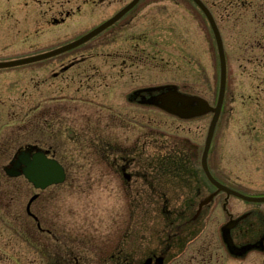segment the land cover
Segmentation results:
<instances>
[{
  "label": "rangeland",
  "instance_id": "rangeland-1",
  "mask_svg": "<svg viewBox=\"0 0 264 264\" xmlns=\"http://www.w3.org/2000/svg\"><path fill=\"white\" fill-rule=\"evenodd\" d=\"M2 1L0 0V3ZM244 1L247 3L253 1L255 5L262 0H206L207 4L216 11L223 29L229 63L228 107L214 140L212 163L221 178L240 185L242 189L247 188L252 192L261 193L264 191V160L258 153L259 150L255 148L256 145L247 137L248 121L244 119L242 97L248 86V72H250L247 62L249 56L245 50L246 43L251 47L255 42L251 36L263 30L259 28L258 19L250 17L252 11ZM119 7V5L106 7L104 18L99 20L75 18L66 25L42 32L43 27H40L43 23L42 17L39 15L38 7L30 2L26 13H21L19 18L0 21V58L12 59L18 55L59 46L66 40L89 32L118 11ZM127 19L133 31L138 35L146 33L148 37L145 39L147 41L140 45L151 58V63L141 64H148L151 69L149 72L143 69L138 80L148 79L153 85L177 83L187 93L206 89L207 96L214 98L215 89L219 84L217 45L207 19L192 1L142 0ZM116 27L85 45L84 48L97 47L99 43L105 48H114L115 43L112 41L117 32L118 27ZM51 62L11 70L17 73L10 74L9 79L16 81L17 97H23L25 91L27 101H32L25 104L26 108L34 106L35 74L41 69L39 66ZM252 63L255 64V61ZM5 90L10 91V83L7 76L1 74L0 91L3 93ZM114 106L116 111L126 113L133 119L135 117L133 125L137 123V128L129 131L123 129L124 125L121 127L109 124L108 118H105L106 128L101 136L105 144L99 145L98 135L92 132H79V127L85 125L87 121L81 117V114L76 113L73 133L59 134L61 153L70 165V179L65 185L58 187L56 201L52 203L61 240L57 252L65 251L68 242L74 250V255L85 260L87 264H112L111 256L120 254L130 258L126 264H138L137 257L144 255L149 246V224H155V233L159 234L157 227L166 223L161 212L163 201L154 200V208H152L150 200L142 197L137 199L134 196L138 188L147 191L146 183L138 178L147 176L153 171L148 167V162L153 157V150L147 144L145 130L151 131V128H154L158 135L172 136L174 141L178 140L182 145H190L201 156L210 119L207 116L198 120L179 121L157 108L146 109L139 105L129 108V105L122 100ZM95 109H100L97 103L90 106L89 112H94ZM79 112H83L82 109ZM9 118L11 119L12 116ZM127 122L131 123V121ZM168 147L170 148L161 144L157 146L158 149H163L161 153L168 152ZM106 159L127 166L134 176L132 182H125L122 174L104 161ZM161 183L159 182L157 186L162 187ZM49 190L55 191V189ZM20 201L25 212L27 201L25 204L24 200ZM183 202V199L169 201L175 222L180 220V213H184ZM216 202L219 203L217 208L203 218L195 234V236L200 234L198 235L200 238H196L197 243L212 238L219 242L221 240L220 232L216 227L229 219L222 210L223 195L218 197ZM48 206L50 207V203ZM228 207L235 216L248 209L264 210V204H247L235 198L230 200ZM1 218L6 221H2ZM2 223H8L11 228L6 238L10 237L11 255L20 257L17 261L21 262L17 264H41L40 260L37 261L38 255L33 244L23 243L22 229L20 227L12 229L18 227L15 225L17 222L8 220L0 211V231L5 229ZM27 230L35 235V226L33 228L28 226ZM219 252L222 254L221 251ZM223 257L222 264H264V252L259 251L251 252L244 260L235 259L228 254H224ZM54 259L55 257L44 259L42 264H56ZM11 264L16 263L11 261Z\"/></svg>",
  "mask_w": 264,
  "mask_h": 264
},
{
  "label": "flooded vegetation",
  "instance_id": "flooded-vegetation-1",
  "mask_svg": "<svg viewBox=\"0 0 264 264\" xmlns=\"http://www.w3.org/2000/svg\"><path fill=\"white\" fill-rule=\"evenodd\" d=\"M131 0H3L0 3V21L17 19L21 13H26L30 2L38 7L39 15L43 20L42 32L50 28L66 25L75 18L101 19L106 7H120L128 4ZM249 5L254 19H258L259 28L263 32H255L251 36L255 42L251 47L246 43V52L249 58L250 72L245 95L242 97L244 119L247 120V137L256 145L264 160V0ZM134 10H132L133 12ZM115 12V11H114ZM131 12V13H132ZM125 16L118 22L117 32L113 36L114 48H105L102 43L93 48H77L59 56L41 61L51 63L43 64L35 74V101L34 106L26 108V92L24 96L17 97L16 81H10V74L16 73L11 68H0V75L5 74L10 83V91H0V211L8 220L17 222L12 229H22L23 243L28 242L36 248L37 261L42 264L43 260L55 257L56 264H87L85 260L74 255V250L66 242L65 251L57 252L61 242L56 225L55 209L52 203L56 201L58 186L46 190H39L31 184L25 176L12 178L7 170L19 154L26 152L32 160L37 153H44L48 159L60 161L68 170L70 165L61 153L59 145L60 132L73 133V121L76 113L81 114L87 122L79 127L80 133H94L99 136V145L105 144L101 136L104 134L106 123L125 126L126 130L137 128V123L126 113L116 111V103H126L130 107H137L139 102H147L155 96L149 89L152 87L148 79H139L143 69L148 72V64L151 58L141 48L145 42L146 33L138 35L130 27V21ZM123 21V23H122ZM122 23V24H120ZM120 24V25H119ZM46 25V28H45ZM130 27V28H129ZM40 31V30H38ZM41 32V31H40ZM38 33V35L40 34ZM41 32V33H42ZM99 39V38H98ZM101 39V38H100ZM69 41L54 47L38 49L36 53L51 51L60 46L68 44ZM108 45V43H104ZM6 59H1L4 61ZM255 61V64L252 63ZM25 67V66H24ZM21 68V67H18ZM17 69V68H13ZM17 74V73H16ZM143 76V75H142ZM16 87V88H15ZM218 87V88H217ZM211 99L206 94V89L196 91V95L208 99L213 105L217 102L219 85ZM122 94H124L122 96ZM228 94V88H227ZM122 98V99H118ZM97 103L100 109L89 112L90 106ZM146 109H154L152 106H141ZM227 101L224 110L227 109ZM82 109L83 112H79ZM103 109V110H101ZM17 110V111H16ZM233 111V108H232ZM9 116H12L10 119ZM8 120H7V119ZM131 121L128 123L127 121ZM95 122V123H94ZM94 123V124H93ZM133 126V127H132ZM117 129V128H116ZM147 144L153 150L152 159L148 162L150 170L147 176L138 179L144 181L147 191L134 192L135 198H146L150 200L154 208V200L163 201L161 212L166 214V223L158 226L159 234H156L155 224L148 226L149 246L144 255L137 257L138 264H144L147 259H152V264H157L161 258L163 264H222L223 255L228 254V246L222 241L211 239L200 241L199 230L203 218L213 209L217 208L216 201L223 195L222 210L227 217L238 220L235 229L232 230L234 243L240 249L247 246H255L260 253L264 252V210L261 208L244 210L239 215L229 208L230 197L227 201L226 193L217 194V188L208 180L201 163V156L196 150L174 141L172 136L166 134L158 135L155 129L145 130ZM95 140V139H94ZM170 146L168 152L161 153L157 146ZM155 150L157 152L155 153ZM200 157V158H199ZM112 169L122 174L123 170L129 171L128 167L116 161L104 160ZM212 161V160H211ZM209 161L211 173L230 188L241 191L251 196H264V191L255 193L249 189H242L240 185L219 177L213 163ZM156 168V171L154 169ZM264 169V168H263ZM134 179V176H133ZM162 182V187L157 184ZM130 183V182H129ZM142 187V186H141ZM250 188V187H249ZM49 189H55L49 190ZM214 196V197H213ZM212 197V200L203 207L201 214L196 220L192 216L183 214L179 221L173 220L174 213L169 208L171 199H183L184 208L189 207L192 211L199 209L202 201ZM20 200L25 201V212ZM187 201V202H186ZM50 203V207L48 206ZM247 204H250L247 202ZM52 209V214L50 212ZM181 216V213H180ZM213 214L211 215V217ZM2 221H6L1 218ZM13 223V224H14ZM20 223V225H19ZM5 229L0 231V264L19 263L20 257L11 255L10 229L8 223H2ZM35 226V235L27 230V227ZM217 225V231L222 232ZM32 230V229H31ZM211 232V231H210ZM29 233V234H28ZM223 235V233H222ZM194 239L190 240L191 237ZM188 237V238H187ZM32 238V239H31ZM217 243V244H216ZM221 251L222 254L219 252ZM244 250H238L242 252ZM230 255V254H228ZM249 256L234 257L235 259H246ZM39 257V258H38ZM136 258V259H137ZM130 258L112 255V264L128 262Z\"/></svg>",
  "mask_w": 264,
  "mask_h": 264
},
{
  "label": "water",
  "instance_id": "water-1",
  "mask_svg": "<svg viewBox=\"0 0 264 264\" xmlns=\"http://www.w3.org/2000/svg\"><path fill=\"white\" fill-rule=\"evenodd\" d=\"M140 0H135L130 6L125 8L122 12H120L114 19L110 20L106 24L102 25L101 27L97 28L96 30L92 31L88 35L84 36L82 39L76 41L75 43L71 44L68 47L59 49L55 52H52L47 55L33 57V58H26L23 60L11 62L8 65H2V66H16V65H24L29 63L37 62L41 59H45L48 57H52L54 55L60 54L68 49L76 48L96 35L100 34L102 31H104L106 28L114 24L118 19H120L126 12L131 10ZM195 2L203 9L205 14L207 15L208 19L212 23V26L214 27V30L217 34V28L215 25V22L206 8V6L200 1L195 0ZM217 41L220 49V56H221V65H222V71H221V90H220V100H219V106L218 110H216L218 113L221 111L222 103L225 96V90H226V79H227V69H226V59L224 55V49L222 45V40L220 36H217ZM154 104L158 105L160 108L170 112L177 114L183 118H193L196 116H199L201 114H205L207 112V108L205 105H202V107L195 106L194 104L196 102L200 103L195 97H188V96H182L178 94L176 91H172L171 89L168 90L167 93L157 97V99L152 101ZM181 105H178V104ZM217 123V116L215 117L209 139L207 142V146L205 149V153L203 156V166L205 171L208 173L209 178L211 181L219 188V191L224 190L228 192L229 194H233L235 196H238L246 201L250 202H264V197L262 198H254L249 197L246 195H243L239 192L233 191L231 189H228L227 187L220 184L218 181H216L211 174L208 171V154L210 150L211 141L214 135V131L216 128ZM46 160V157L43 155H37L32 160L26 155L25 153L21 154L18 160L13 162V167L11 170H9V174L11 176H19L22 173L25 174V176L32 182L37 188L46 189L47 187L54 185V184H61L66 181V172L63 166H61L58 162L53 161L52 164H48L47 162H44ZM128 179H130L129 175H126ZM234 224L231 223L224 229V236L225 240L228 243L231 250H233V244H232V238L230 235V231L233 228ZM151 260H148L146 264H150ZM158 264H162L160 261Z\"/></svg>",
  "mask_w": 264,
  "mask_h": 264
}]
</instances>
